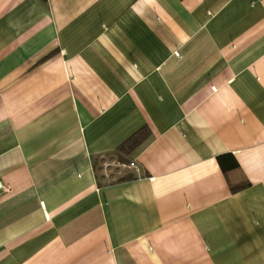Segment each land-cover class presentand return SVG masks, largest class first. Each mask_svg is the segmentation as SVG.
<instances>
[{
  "label": "crops",
  "instance_id": "obj_1",
  "mask_svg": "<svg viewBox=\"0 0 264 264\" xmlns=\"http://www.w3.org/2000/svg\"><path fill=\"white\" fill-rule=\"evenodd\" d=\"M0 264H264V0H0Z\"/></svg>",
  "mask_w": 264,
  "mask_h": 264
},
{
  "label": "trees",
  "instance_id": "obj_2",
  "mask_svg": "<svg viewBox=\"0 0 264 264\" xmlns=\"http://www.w3.org/2000/svg\"><path fill=\"white\" fill-rule=\"evenodd\" d=\"M147 134H148L147 130L145 128H141L132 136H130L125 142L122 143V145L119 148L120 151L124 153L130 152L143 140V137L147 136Z\"/></svg>",
  "mask_w": 264,
  "mask_h": 264
},
{
  "label": "built area",
  "instance_id": "obj_3",
  "mask_svg": "<svg viewBox=\"0 0 264 264\" xmlns=\"http://www.w3.org/2000/svg\"><path fill=\"white\" fill-rule=\"evenodd\" d=\"M129 166L134 167L136 172L138 171V167L134 164V162H130Z\"/></svg>",
  "mask_w": 264,
  "mask_h": 264
}]
</instances>
